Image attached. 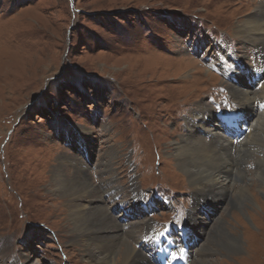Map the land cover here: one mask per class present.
<instances>
[{"label": "rangeland", "instance_id": "rangeland-1", "mask_svg": "<svg viewBox=\"0 0 264 264\" xmlns=\"http://www.w3.org/2000/svg\"><path fill=\"white\" fill-rule=\"evenodd\" d=\"M258 1L0 0V264H135L132 248L154 264L149 247L135 244L145 236V221L151 219L148 229L154 232L167 224L175 235L176 226H190L188 215L197 203L172 156L185 133L184 119L206 103L212 123L223 125L219 114L238 109L229 84L238 75L258 84L248 78L249 66L261 67L264 59L237 32ZM225 66H233V78L226 77ZM246 129L232 128L230 137ZM254 134L241 153L230 150L248 170V178L234 185L247 183L249 192L254 185L241 209L223 208L221 228L239 238L240 246L226 251L217 236L218 242L209 239L221 214L209 203L202 210L208 215V250L197 252L204 238L196 230L186 234L191 264H264V187L253 174L260 167L256 159L264 158V127H255ZM111 149L116 157L108 155ZM68 154L83 161L82 169L101 187V200L121 221L107 261L99 245L74 239L71 198L51 190L53 166L80 186L72 163L63 159ZM204 161L199 157L192 164L201 170ZM131 182L136 192L151 196L153 208L133 205ZM110 186L117 192L113 201L122 205H110ZM103 207L99 213L87 210L89 217L95 213V231L107 227ZM92 251L102 263L89 257Z\"/></svg>", "mask_w": 264, "mask_h": 264}, {"label": "bare ground", "instance_id": "bare-ground-1", "mask_svg": "<svg viewBox=\"0 0 264 264\" xmlns=\"http://www.w3.org/2000/svg\"><path fill=\"white\" fill-rule=\"evenodd\" d=\"M255 7L256 11L252 15L247 17L241 24L237 25V32L246 35L245 38L243 37L245 39L243 41L252 44L253 47L257 49L258 54L262 55V58L264 59V2L261 0L260 2L258 1L257 6ZM252 41L253 43H251ZM262 65L264 66L263 63ZM249 67L250 75L248 78L250 79V81H254L262 77L259 83H256L257 85H251L252 82L249 83L245 79H243V77H240L238 75V82L231 83L228 86L232 91V94L235 98L234 103H236L238 111H240L241 115L236 119L232 118L233 121H228L226 125H235L240 120H243L242 125L245 126V129L247 128V131L242 134L240 140L238 142H234L232 138L233 136L230 137V133H232L231 129L227 127L225 128V126V129H223L221 127L223 125H220L216 122L212 123L210 115L211 108L208 104L203 103L199 104L197 106V109L190 112L189 117L184 119L185 133H182L179 136L172 149V156L174 159H176V165L181 171H183L188 181H190L192 187L194 188L192 198H195L197 203L193 205V207L191 208L192 211H190V214L188 215L190 226H185L184 228H190V232L192 233H195L196 230V232L201 234L202 239L204 238V241L202 242L200 247L197 248V252L199 253L203 252L204 247H206L207 249V245L205 244V242H207L208 240H206V238H208L209 232H206V230L203 229V227L205 226V220L203 218L208 217V215L206 213V210H202L205 209V207H208V205L210 204V206L213 208L217 209V207H219L221 214L217 217V219L215 218L216 220L214 221V224L218 222V224L215 225L217 227H214L218 230L216 232L209 233V239L215 240L216 242L220 240V249H225L226 251L238 249L240 246L239 243L241 240L234 237L229 232L227 233L225 228L221 227H225V224L222 223V215L223 213L225 214L227 208L235 207L241 209L240 204L243 202V200L252 199L251 190H253L254 188V185L250 186L251 189L249 192V190L245 188V185H247V183L240 186L234 185L235 181H240V179L243 177L248 178V170H245L243 166H241V162L239 160V156L241 155L238 154L237 156H234V153L231 154L230 152V150H234L235 152L241 153L243 149H240V147L242 146L243 142L249 140L252 141V138L255 135V127H258V125L260 124L264 127V72L262 73L261 77L256 76L253 74L254 67ZM230 74L231 73H227L228 79L234 77L233 73L231 75ZM205 115H208V117H210V121L204 118ZM112 150L113 149H111L108 155L111 157H116L114 151ZM199 157L206 159V161H204V168L201 170H198L192 164L194 160L197 163ZM63 159L72 163V168L75 172L74 175H76L77 181L80 182V186L78 187L73 182H70V180H68V178H66L57 167L53 166L50 173L51 190L53 193L57 191L56 193H58V197L67 196L71 198V202L69 204L70 209L68 211L70 222L72 225V234L75 233L74 239L77 240L79 239V237L83 236L86 237V239L89 240L90 243L92 242L99 245V248L103 249V261H107V257L111 253L110 248L115 244L117 245L116 242H119V234L114 231L115 228H120L121 221L117 220L115 214L112 215V212L115 208L107 207L105 201L101 200L102 198L99 195L98 191V189L101 187L94 185L90 180L89 175L85 170L82 169L81 166L84 165L83 161H80L76 156H70L69 154L65 155ZM100 160L97 161V165L101 164ZM256 162L260 167L256 166L253 170V174H257L259 176L260 182H262L261 185L262 187H264V158H257ZM114 187L115 186H110V188L108 189L111 192L112 190H114L112 192L113 198L109 199L108 201L110 205L112 204V206H116L117 204L121 205V202L113 201L117 193ZM116 188L119 189L118 186ZM130 188L134 193V201H132L134 203L133 205H136L138 203L139 205H145L146 202L140 201L139 198H135L136 196L140 197L141 195L138 191L136 192L135 183L131 182ZM252 192L254 193V191ZM262 193L264 194V191ZM209 200H211V202H208ZM101 205L104 206V212H106V214L108 215V218L106 220L107 227L102 231H95L99 227L98 225H94L91 223V218L94 219L95 213L94 215L89 217L88 214L90 213L87 210L92 209L99 213V206ZM225 206H227V208L224 210L223 208ZM95 218L97 219V221L99 220L98 216H95ZM150 220L145 221L144 228H146L147 226V229H145L144 231L145 236L142 237L141 235H139L137 237V241H134L135 244L142 242L141 245H146V242H151L150 239H146V237L148 235H151L152 232H150V230L148 229ZM101 223L104 224V221H102ZM125 224L126 222L122 223V226L124 227ZM129 224L134 225V223ZM89 231L92 232L88 233ZM127 232H129V237L132 238L133 231L129 230ZM97 233L99 234L97 235ZM217 233H219L220 236L217 235ZM153 234H155V232ZM169 234L171 235L170 232ZM216 236L219 238V240L216 239ZM221 236L223 237L221 238ZM146 246L143 247L145 248ZM130 247L132 248V246ZM149 249L150 251H152L151 248ZM191 250L193 249L190 248V252H188L187 254L188 262H190L188 264H191L193 258V251ZM132 252L136 253L132 254ZM194 252L196 253V251ZM89 254V257L92 256L91 258H96L94 260L95 262L102 263V259L96 257L93 251L89 252ZM131 255V260L133 263L148 264V256L142 250H135V248H132L129 252V256ZM199 261L200 260L197 259L196 263H199ZM163 264L171 263L164 262Z\"/></svg>", "mask_w": 264, "mask_h": 264}]
</instances>
